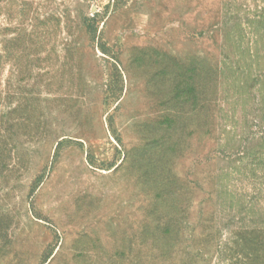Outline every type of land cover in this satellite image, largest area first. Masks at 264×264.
<instances>
[{"label":"rangeland","instance_id":"1","mask_svg":"<svg viewBox=\"0 0 264 264\" xmlns=\"http://www.w3.org/2000/svg\"><path fill=\"white\" fill-rule=\"evenodd\" d=\"M247 51L264 0H0V264H220L264 199Z\"/></svg>","mask_w":264,"mask_h":264},{"label":"trees","instance_id":"2","mask_svg":"<svg viewBox=\"0 0 264 264\" xmlns=\"http://www.w3.org/2000/svg\"><path fill=\"white\" fill-rule=\"evenodd\" d=\"M256 30L260 31L258 27L255 28V31ZM256 33L257 40H259V32ZM239 34L240 33L238 32L237 35ZM246 57L248 60L247 65L250 67L260 63L264 64V54H262V56H258L256 52L251 53L247 51ZM196 69L197 68L191 69L189 84L186 85V87H184L181 92H177L175 96L177 103H179L176 105L174 115L176 118L179 117L178 113L180 112L181 101L184 99V103L190 101L189 103H191L192 106L190 112L192 113V115H199L202 111L201 108H196V103L199 100V94L202 93V80H200V74L196 71ZM242 72L243 71H241L240 73ZM254 77L255 82L259 84V87L257 88V93L259 95L257 103L263 110V112L261 113V121H264V72L257 71L254 73ZM182 97L184 98L182 99ZM204 114L207 115V109L204 111ZM212 116L213 115H210L209 118ZM173 123L174 121H172V124ZM261 128L262 133H264V125H262ZM251 139V143H253V146H251L247 151L250 152V162L245 158V160L248 162L246 163V165L249 168L248 171L249 175L251 176L249 177L248 181H250V183L254 185H257L258 188L256 189V191H259L258 194L262 195V192H264V179L261 178L262 176L264 177V136ZM165 148L159 146V150L156 151L158 158H155V163L158 167L156 176L159 177L158 184L161 187V190L164 187H168V185L170 184L166 182L164 169L160 162L161 159L159 158L161 155H163V151H165ZM258 173H261L262 176H257ZM221 187L223 188L224 193H226L227 195L232 192L225 184H221ZM243 197L244 195L239 194L238 198L241 200L240 206L241 209H243V211L247 215H249V218L246 220V222L241 220L240 226L234 232V237L224 243L225 246L220 251V264H264V199L261 200L260 197H253L254 199L250 198L249 201ZM178 224L179 223L175 220V226H177Z\"/></svg>","mask_w":264,"mask_h":264}]
</instances>
